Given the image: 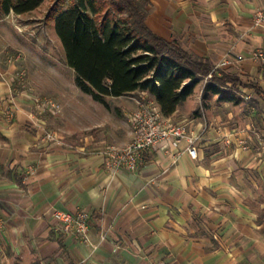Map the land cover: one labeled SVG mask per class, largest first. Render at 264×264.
I'll return each mask as SVG.
<instances>
[{"label": "crops", "instance_id": "0c3cea01", "mask_svg": "<svg viewBox=\"0 0 264 264\" xmlns=\"http://www.w3.org/2000/svg\"><path fill=\"white\" fill-rule=\"evenodd\" d=\"M147 1V27L235 77L233 97L202 99L204 78L165 117L199 135L196 159L182 139L113 174L100 154L111 143L93 133L80 146L45 138L49 117L33 112L0 59V264H264V63L249 59L264 50V24L253 23L264 0ZM226 56L233 63L214 70ZM59 117L66 134L98 127L90 114L84 124ZM126 132L114 145L130 141L128 123ZM54 211H85L90 243L56 231Z\"/></svg>", "mask_w": 264, "mask_h": 264}, {"label": "trees", "instance_id": "16d2710c", "mask_svg": "<svg viewBox=\"0 0 264 264\" xmlns=\"http://www.w3.org/2000/svg\"><path fill=\"white\" fill-rule=\"evenodd\" d=\"M43 2L0 0V14H28ZM148 5L147 0H74L59 12L51 8L75 86L107 109V98L144 93L164 117L173 116L204 78L202 99L214 94L231 100L227 84L239 81L215 75L208 61L155 35L146 25Z\"/></svg>", "mask_w": 264, "mask_h": 264}, {"label": "rangeland", "instance_id": "374dc122", "mask_svg": "<svg viewBox=\"0 0 264 264\" xmlns=\"http://www.w3.org/2000/svg\"><path fill=\"white\" fill-rule=\"evenodd\" d=\"M72 2L74 0H44L36 10L28 14H0V59L13 66L12 83L17 93L25 101L31 102L35 114L49 117L47 129L59 134L63 142L84 145L87 134L93 133L96 140L116 144L115 141L127 137L128 115L135 107L133 99L139 100L142 94L136 93L119 99L107 98L109 109L98 102L96 103L100 106L95 108V104L88 100L91 97L75 86V74L65 63L63 49L53 29L54 17L51 14L53 6L59 12ZM32 97L52 99L60 105L61 112L39 113L40 109L34 104ZM197 111L200 110L196 109L190 117H194ZM65 113L74 116L79 124H84L85 115L90 114L93 118L92 124L98 127L76 134H66L58 130L57 118ZM52 117L57 120L53 122Z\"/></svg>", "mask_w": 264, "mask_h": 264}, {"label": "built area", "instance_id": "2783aa9c", "mask_svg": "<svg viewBox=\"0 0 264 264\" xmlns=\"http://www.w3.org/2000/svg\"><path fill=\"white\" fill-rule=\"evenodd\" d=\"M254 25L264 24V7L258 9L253 19ZM249 59L254 62L264 63V50L257 49L250 53ZM242 60L238 56L236 61ZM233 61L229 56L224 57L214 70L229 66ZM137 100L135 109L128 115L127 123L130 129V141L126 145H107L100 152L106 170L111 173L119 171L136 172L144 153L159 147L171 146L177 148L182 139L187 141L183 153H187L191 159L197 158V143L199 135H190L182 124H172L166 119L159 106L148 99L144 93ZM34 104L40 109L39 113L48 111L51 114L60 113L58 103L48 98H34ZM45 138L58 142V137L53 132H46ZM53 218L56 221L55 230L62 235H71L83 244H89V216L85 211L67 213L54 211ZM4 221L0 217V232ZM106 239V232L100 233V242ZM151 264H165L162 262Z\"/></svg>", "mask_w": 264, "mask_h": 264}]
</instances>
